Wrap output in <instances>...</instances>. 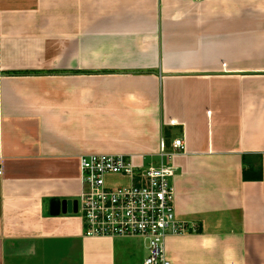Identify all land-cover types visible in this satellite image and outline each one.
Instances as JSON below:
<instances>
[{
	"label": "crops",
	"instance_id": "0c3cea01",
	"mask_svg": "<svg viewBox=\"0 0 264 264\" xmlns=\"http://www.w3.org/2000/svg\"><path fill=\"white\" fill-rule=\"evenodd\" d=\"M176 139L171 264H264V0H0V264H143L84 237L80 157Z\"/></svg>",
	"mask_w": 264,
	"mask_h": 264
},
{
	"label": "built area",
	"instance_id": "2783aa9c",
	"mask_svg": "<svg viewBox=\"0 0 264 264\" xmlns=\"http://www.w3.org/2000/svg\"><path fill=\"white\" fill-rule=\"evenodd\" d=\"M184 150L182 139L173 141L171 152L162 142L160 156L167 162L159 166L137 165L126 155H82L79 208L84 237L141 238L149 252L143 264H171L166 240L198 232L176 213V168L170 160Z\"/></svg>",
	"mask_w": 264,
	"mask_h": 264
},
{
	"label": "water",
	"instance_id": "95a60500",
	"mask_svg": "<svg viewBox=\"0 0 264 264\" xmlns=\"http://www.w3.org/2000/svg\"><path fill=\"white\" fill-rule=\"evenodd\" d=\"M59 209L61 208L63 213L65 214H73L78 213V202L77 201H63L62 203L59 201L53 202Z\"/></svg>",
	"mask_w": 264,
	"mask_h": 264
},
{
	"label": "rangeland",
	"instance_id": "374dc122",
	"mask_svg": "<svg viewBox=\"0 0 264 264\" xmlns=\"http://www.w3.org/2000/svg\"><path fill=\"white\" fill-rule=\"evenodd\" d=\"M178 133H179V130H178V129H174V134H173V135H178ZM163 136H164V138H165L166 141L169 140V137H168V135H167L166 133H163ZM171 138H172V137H171ZM159 142H160V140H158V143H159ZM158 150H159V149H158ZM94 152L98 153L97 151H94ZM104 152H106V151L99 152V153H104ZM149 162H150V161H149ZM153 162L155 163L154 166H159L160 163H161L159 158H155ZM146 165H148V164H146ZM76 215H81V214H76ZM80 217H82V215H81ZM129 242H131V243H132L133 245H135V246H137V245H139V244L143 245V242L140 241V240H138V239H136V238H135V239H132V240L129 241ZM148 255H149V252H146V254L144 255L145 259L148 257ZM145 259H144V260H145Z\"/></svg>",
	"mask_w": 264,
	"mask_h": 264
},
{
	"label": "trees",
	"instance_id": "16d2710c",
	"mask_svg": "<svg viewBox=\"0 0 264 264\" xmlns=\"http://www.w3.org/2000/svg\"><path fill=\"white\" fill-rule=\"evenodd\" d=\"M246 179H248L247 176H246ZM258 179H259V180H262V175H261L260 173H259Z\"/></svg>",
	"mask_w": 264,
	"mask_h": 264
}]
</instances>
